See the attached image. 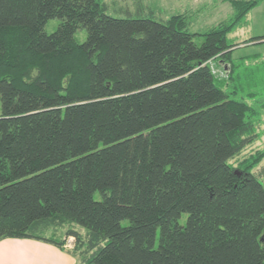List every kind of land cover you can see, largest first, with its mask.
I'll use <instances>...</instances> for the list:
<instances>
[{
	"label": "trees",
	"instance_id": "obj_1",
	"mask_svg": "<svg viewBox=\"0 0 264 264\" xmlns=\"http://www.w3.org/2000/svg\"><path fill=\"white\" fill-rule=\"evenodd\" d=\"M227 1L190 31L184 12L0 0V238L72 236L77 264H264V147L230 161L264 120V57L233 52L264 37H228L261 0Z\"/></svg>",
	"mask_w": 264,
	"mask_h": 264
},
{
	"label": "rangeland",
	"instance_id": "obj_2",
	"mask_svg": "<svg viewBox=\"0 0 264 264\" xmlns=\"http://www.w3.org/2000/svg\"><path fill=\"white\" fill-rule=\"evenodd\" d=\"M106 3L104 11L113 16H139L146 15L152 16L156 19H163L169 16L172 13L184 12L187 15L188 19V28L190 31H203L209 26L215 24L216 22L226 19L230 16L232 12L231 4L227 0H104ZM59 22L57 17H50L44 24V30L51 32L55 29ZM245 23V22H244ZM243 23V24H244ZM241 24L240 26L235 27L228 33V37L232 41H239L252 34V32L259 31L261 28L264 30V24L262 22H252L246 25ZM74 38L76 41H82L85 38L86 31L83 27H79L74 32ZM193 40L196 43L202 41L201 35H196L193 37ZM261 51L262 57H264V43H255L251 45H239L234 49L233 54L241 55L243 53ZM257 65H250V67H257L258 72L260 71L261 80L264 78V58L258 60ZM256 64V63H253ZM213 72L220 76L224 77L227 65L220 63V61L212 60L210 62ZM244 79V78H243ZM1 112V105H0ZM264 119V116H263ZM261 133L257 139H255L250 144L246 145L245 148L236 156L230 159L232 163L236 164L237 161L243 156L246 155L249 151H253L256 148L264 147V120L260 124ZM251 171L256 175L257 179L261 182L264 187V156L255 165ZM95 197H98V192L95 193ZM186 219V213H182L178 218L177 222L182 224ZM123 224L127 222L126 219L121 221ZM83 231L84 227L79 226ZM157 228V236H158ZM157 236L155 239V244L157 242ZM68 236L65 241V247L67 250L71 251L72 239ZM67 243L69 245H67ZM76 256V255H75ZM77 260H78V256Z\"/></svg>",
	"mask_w": 264,
	"mask_h": 264
},
{
	"label": "crops",
	"instance_id": "obj_3",
	"mask_svg": "<svg viewBox=\"0 0 264 264\" xmlns=\"http://www.w3.org/2000/svg\"><path fill=\"white\" fill-rule=\"evenodd\" d=\"M249 22L264 24V0L247 11L242 24L246 25ZM251 36L264 37V30L261 28L259 31L252 32L248 37ZM251 44L255 43L250 42L245 45ZM256 52L261 51L251 53ZM243 54H250V52ZM64 247L65 245L57 246L33 237H3L0 238V264H77V257Z\"/></svg>",
	"mask_w": 264,
	"mask_h": 264
},
{
	"label": "built area",
	"instance_id": "obj_4",
	"mask_svg": "<svg viewBox=\"0 0 264 264\" xmlns=\"http://www.w3.org/2000/svg\"><path fill=\"white\" fill-rule=\"evenodd\" d=\"M69 238H71V239H72V237H69ZM67 240H68V239H67ZM67 240H66V241H67ZM67 245H69V244L67 243ZM71 245H72V243H71Z\"/></svg>",
	"mask_w": 264,
	"mask_h": 264
},
{
	"label": "water",
	"instance_id": "obj_5",
	"mask_svg": "<svg viewBox=\"0 0 264 264\" xmlns=\"http://www.w3.org/2000/svg\"><path fill=\"white\" fill-rule=\"evenodd\" d=\"M236 172H238V171L236 170Z\"/></svg>",
	"mask_w": 264,
	"mask_h": 264
}]
</instances>
